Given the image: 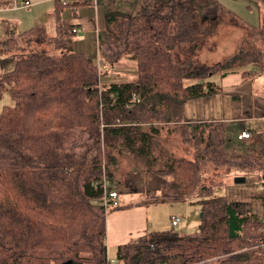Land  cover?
<instances>
[{"label":"trees","instance_id":"obj_1","mask_svg":"<svg viewBox=\"0 0 264 264\" xmlns=\"http://www.w3.org/2000/svg\"><path fill=\"white\" fill-rule=\"evenodd\" d=\"M55 1V36L39 25L21 33L36 37L28 46H16L14 34L0 38V53L19 52L14 69L0 75V95L9 90L16 99L0 111V264H109L107 212L100 201L124 154L171 178L162 183L164 199L196 195L202 211L196 233L150 231L119 245L117 264H264V221L241 214L227 195L212 196V187L202 184L204 164L229 161L235 143L223 124L183 122L187 101L218 93L214 74L242 69L249 79L264 73V51L246 46L264 41V0H258L260 21L252 36L212 65L197 52L220 24L242 25L219 1L138 0L135 15L108 14L99 57L104 60L105 44L120 45L138 71L135 80L110 83H102L98 63L75 50L73 26L61 23L65 6L76 10L94 0ZM210 4L214 13L206 17ZM167 123H180L196 148L193 159L161 145ZM214 256L220 259L212 262Z\"/></svg>","mask_w":264,"mask_h":264},{"label":"rangeland","instance_id":"obj_2","mask_svg":"<svg viewBox=\"0 0 264 264\" xmlns=\"http://www.w3.org/2000/svg\"><path fill=\"white\" fill-rule=\"evenodd\" d=\"M15 0H13L14 2ZM20 3L24 2L25 0H18ZM33 3L35 0H31ZM30 1V2H31ZM98 0H94V3L97 4ZM211 1H219L221 2L226 8L231 10L236 16L242 21V25L238 23V25H230L228 23L220 24L217 28L216 34L208 40V42L197 52V57L200 61L204 62L205 64L212 65L214 63L220 62L225 60L226 58L230 57L234 53L238 51L240 46H243L242 40L249 36H252L255 28L258 27L260 21V14H261V6L258 0H211ZM31 2V4H32ZM12 3V2H11ZM30 4V5H31ZM36 4V3H35ZM32 4V10L35 11V14L39 11L36 8V5ZM138 0H128V1H117L115 2V6L109 10L105 8H100V19L103 20V23H106L105 17L108 14H115L119 15V13H123L122 15H135L136 7L138 6ZM54 4L52 3V6ZM27 7V6H26ZM26 11L29 9H26ZM30 7V6H29ZM91 8L92 12L95 13L93 6H79L77 9L81 8ZM3 8L17 10L20 8H13L12 5H6ZM28 8V7H27ZM41 9L48 10L47 3L41 6ZM70 13V17L75 15V10L73 6H65L61 12V19L63 18V14ZM204 13L206 17H211L214 13V5L210 4L204 8ZM18 15V14H15ZM20 17V16H19ZM40 22L46 27V34L47 36H53L56 30V22L50 19V11L44 12L42 15L39 16ZM121 17V16H120ZM29 27V26H28ZM17 29V28H15ZM14 34V36H12ZM6 36L4 30L0 27V38H4ZM14 39L16 46H28V43L31 41V44L34 42L32 40H36V37L28 38V36H23L20 33H12L10 32L7 38ZM79 35L76 34L74 37V41H78ZM250 38V37H249ZM4 40V39H3ZM211 43H214V46H211ZM89 48L87 47L88 51L84 52L86 56L92 58L98 65L100 69H102V83H110L111 81H132L137 78V62L130 58V54L123 53L122 46H117V44H105L103 46V51L105 52V57L101 59L100 54L101 51H98V46L96 42L91 46L88 44ZM247 48H254L257 47L259 50L264 51V41H253L251 40L248 43ZM81 46L75 45V50L78 52L82 51ZM84 49V48H83ZM116 52V53H115ZM15 47L9 51L8 53L2 54L0 53V75L8 73L12 71L15 67L17 53ZM109 55V57H108ZM118 57V58H117ZM250 66H247L243 69H248ZM242 69H239L236 72H241ZM233 72L232 74L236 73ZM264 80V73L260 76ZM220 78V74H214L212 79L214 81H218ZM254 92L257 93L255 100H257L256 104V115L254 118L250 114L245 112V109L249 107L251 103L250 99L243 95L241 96V101L234 102L235 98L231 96H226L225 104L227 106L226 115L227 118L234 119L235 122L231 123H220L226 125L230 131L228 134H232L235 136V133L238 128L242 127H254L253 129L258 133H261L263 127V119L261 115L264 113V82H258L255 85ZM246 96V99L244 98ZM213 104L218 102L217 97H212ZM193 102V101H191ZM195 102V101H194ZM16 103V99L12 95L11 91L6 90L0 95V111L5 105H14ZM241 105L243 108L241 111L235 109L234 105ZM191 104V103H189ZM190 106V107H189ZM189 111H202V105H195L192 103L186 107ZM255 117H257L255 119ZM183 122L184 116H183ZM181 123V122H180ZM180 123L176 124H162V130L160 135L161 145L166 148V150L172 153L176 157H184L186 159H193L196 153V148L194 144L187 139L181 129L178 127ZM213 123V122H212ZM217 123V122H216ZM231 124V125H229ZM232 128V129H231ZM187 136L191 137L193 133L187 131ZM228 134L226 133L227 137ZM240 134V133H239ZM238 134V135H239ZM237 135V139H238ZM231 136V135H230ZM239 140V139H238ZM236 140L233 146L229 147L227 151L228 160L221 164L207 162L204 164L203 169L205 172L203 173L204 179H202V184L209 185L212 187L211 195L212 196H222V195H230L228 196L238 211L241 214H254L260 220H264V190L260 188V184L264 181V156H261V148L255 147V151L257 152H246V150H250V146L253 144L244 141V143L239 142ZM262 143V142H261ZM259 146V145H257ZM263 146V145H261ZM254 147V146H253ZM252 151V150H251ZM238 154H241L242 157L236 158ZM239 156V155H238ZM256 158H260L261 161H253ZM118 164L114 165L112 169V176L107 180V187L110 188L113 184H117L119 181H123L124 186L132 187V182L138 183V178L144 177V172H147L150 176V193L155 190V187H159L160 185V192L153 197H150V200H155L153 202L154 211L157 213L159 219H163V222L166 223L170 221L171 215H177L181 217L182 221L178 226L174 227V231H178L183 235H191L196 233L199 230V225L201 222V211L202 205L198 201L199 197L196 195L191 196L186 201H180L177 199H172L170 201H160L157 200H164L163 195L161 194L162 183L167 180H170L169 177H161L159 174H155L152 170H148L149 168L146 167L144 164L141 163L138 159L129 156L127 154L121 155L118 158ZM242 165H238V164ZM246 165V166H245ZM245 166V167H243ZM143 175V176H142ZM237 176H245L246 181L238 184L234 181L235 177ZM153 180V182H152ZM138 185V184H137ZM261 190V191H260ZM247 193H253V196ZM177 200V201H176ZM105 211L107 212L108 210ZM241 242V241H240ZM237 245L239 243H236ZM237 247V246H236ZM235 247V248H236ZM256 247V246H255ZM243 250V248H241ZM116 248H110L108 252L109 259H116ZM238 251H234L236 253ZM216 259L213 260L217 261L220 258L218 256H214Z\"/></svg>","mask_w":264,"mask_h":264},{"label":"crops","instance_id":"obj_3","mask_svg":"<svg viewBox=\"0 0 264 264\" xmlns=\"http://www.w3.org/2000/svg\"><path fill=\"white\" fill-rule=\"evenodd\" d=\"M31 1V0H30ZM117 1H128V0H98L96 1L97 4L89 5L94 7V12H92L91 8H81L75 10V15L70 17V13L63 14V18L61 19V23L63 25H72L73 28H79V31L76 34L79 35L78 41L74 46L77 44L82 48L81 53L85 54L89 48L88 44L91 46L96 42L98 46V37L99 33H103L104 31H108V24H107V17H105L106 23H103V20L100 19V8H105L108 10L115 6V2ZM13 0H0V7L6 5H11ZM32 2V1H31ZM36 3V4H35ZM47 3L48 10L41 9V6ZM52 3L54 4L52 6ZM56 1L55 0H35L32 4L36 5L37 10H39L36 14L35 11L32 10V4L30 7H26L29 9L26 11L24 8H20L17 10H11L7 8H3L0 10V27L4 30L6 36L2 39H6L10 32L13 33H22L27 30H30L36 26L43 25L42 23L37 24L40 22V15L44 12L50 11V19L56 22V30H57V14H56ZM138 7V6H137ZM136 7V9H137ZM78 8V7H77ZM18 14V15H15ZM20 16V17H19ZM29 26V27H28ZM44 26V25H43ZM17 28V29H15ZM46 28V27H45ZM55 30V31H56ZM57 34V31L53 36ZM52 37V36H50ZM92 47V46H91ZM87 50V51H85ZM99 51V49H98ZM89 52V51H88ZM86 55V54H85ZM263 72L258 71L256 75L251 78H244L242 72H236L234 74L230 73L226 76H221L218 81H215L217 85H219L218 93L207 96V97H199L190 99L184 105V121L187 123H195V122H217V123H231L235 122L234 119L227 118L226 109L227 106L225 104L226 96H231L235 98L234 102H240L241 96L246 95L251 103L245 112L250 114L252 118L256 115V104L257 100L255 96L257 93L254 92L255 85L260 82L263 83L264 80L260 77ZM213 80V79H212ZM214 81V80H213ZM217 97L218 102L213 104V98ZM246 96L244 97L246 99ZM193 101V102H191ZM195 101V102H194ZM189 103H195V105H202V111L199 113L197 111H191L188 114L189 110L186 108ZM190 107V106H189ZM235 109L241 111L243 108L241 105H234ZM257 117H255L256 119ZM261 118L264 122V113L261 115ZM231 125V124H229ZM226 128V133H230L228 127L224 125ZM254 127H242L238 128L235 136L232 134H228L230 141L236 142L237 135L239 132L243 130H247L251 132V136L245 140H238L239 142L244 143L247 141L253 146L250 148L255 147H262L261 145L264 144V123L261 130V133H258L253 129ZM232 129V128H231ZM231 135V136H230ZM262 142V143H261ZM259 145V146H257ZM233 146V145H232ZM247 152V151H246ZM144 177L138 178L137 182H132V187H126L123 184V181H119L116 185L113 184L109 190H114L119 193V201H120V208L116 206V208H110L107 211V235H106V243L108 247V252L110 248H116L125 243H129L132 241L137 240L140 236H143L150 231L153 230H161V229H169L178 226L182 219L177 215H171L170 221L164 223L163 219H159L157 213L154 211L153 202L156 200H150V197L155 196L160 192V185L159 187H155L150 193V176L147 172H144ZM143 176V175H142ZM153 182V180H152ZM138 184V185H137ZM241 184V183H238ZM261 191V190H260ZM252 195L254 198L255 195L253 193H247ZM231 195V194H230ZM228 195V196H230ZM172 199H164V200H157V202L163 201H170ZM178 200V199H177ZM176 200V201H177ZM181 201V200H180ZM179 217L180 222L177 225L172 224V218ZM181 234V233H180ZM183 235V234H181ZM109 258V257H108Z\"/></svg>","mask_w":264,"mask_h":264},{"label":"built area","instance_id":"obj_4","mask_svg":"<svg viewBox=\"0 0 264 264\" xmlns=\"http://www.w3.org/2000/svg\"><path fill=\"white\" fill-rule=\"evenodd\" d=\"M62 3L61 4H66L68 3L67 1L68 0H60ZM31 2L30 0H25L24 2H19L18 0H15L14 2H12V7L13 8H23V7H29L31 6L30 5ZM79 31V28H73V32L74 33H77ZM240 134L238 135V139L239 140H245V139H248L250 138L251 136V132L247 131V130H243L241 132H239ZM260 188L262 190H264V183L262 182L260 185ZM105 192L103 197H102V200L100 201V203L103 204V206L106 208V210H109L110 208H116V206L118 207V205H120V201H119V193L114 190H109L107 188V186L105 187ZM264 221V220H262ZM180 222V218L179 217H173L172 218V224L173 225H177L178 223ZM108 261H109V264H117V261L116 259H109L108 258Z\"/></svg>","mask_w":264,"mask_h":264},{"label":"water","instance_id":"obj_5","mask_svg":"<svg viewBox=\"0 0 264 264\" xmlns=\"http://www.w3.org/2000/svg\"><path fill=\"white\" fill-rule=\"evenodd\" d=\"M234 181L236 183H243L246 181V177L245 176H237L235 177ZM63 264H72L71 260H68L66 262H64Z\"/></svg>","mask_w":264,"mask_h":264}]
</instances>
